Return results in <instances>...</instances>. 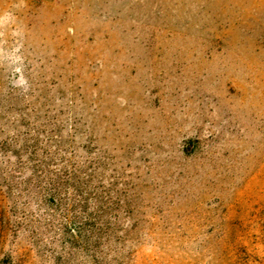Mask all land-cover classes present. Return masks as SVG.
<instances>
[{
    "label": "rangeland",
    "instance_id": "obj_1",
    "mask_svg": "<svg viewBox=\"0 0 264 264\" xmlns=\"http://www.w3.org/2000/svg\"><path fill=\"white\" fill-rule=\"evenodd\" d=\"M0 264H264V0H0Z\"/></svg>",
    "mask_w": 264,
    "mask_h": 264
}]
</instances>
